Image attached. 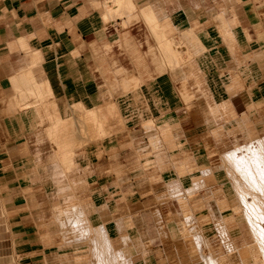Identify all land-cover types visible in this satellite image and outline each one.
Wrapping results in <instances>:
<instances>
[{
    "label": "crops",
    "instance_id": "obj_1",
    "mask_svg": "<svg viewBox=\"0 0 264 264\" xmlns=\"http://www.w3.org/2000/svg\"><path fill=\"white\" fill-rule=\"evenodd\" d=\"M111 1L0 0V264H205L249 240L221 163L264 136V0ZM64 202L83 246L58 244Z\"/></svg>",
    "mask_w": 264,
    "mask_h": 264
},
{
    "label": "rangeland",
    "instance_id": "obj_2",
    "mask_svg": "<svg viewBox=\"0 0 264 264\" xmlns=\"http://www.w3.org/2000/svg\"><path fill=\"white\" fill-rule=\"evenodd\" d=\"M127 3L128 2H126V0H124V1L122 0L121 2H117V1L114 2V0H112L110 6L108 3V8L111 9L113 7V5L117 4L118 5L117 9L115 11L112 9V12H113V14H118L120 11L131 9V6L129 5L130 3L129 4H127ZM172 47H173L172 44H171V46L168 44L167 51L174 53L175 48L173 47L174 48L173 49ZM91 112L89 113L88 116H89V118H91L92 122H94V124H96L98 126L99 125L98 124V116H97L98 112L94 111V110ZM92 114H93V116H92ZM92 118H94V119H92ZM80 128L82 129L83 127L80 126ZM82 132H83V130H82ZM260 140H261V142H260ZM260 148H262V149H260ZM232 155H230L229 157L228 156L222 157L221 167L224 168L225 171L227 172V178H228L230 184L232 185V187L234 188V191H235V192L231 191L230 197L231 198L235 197V201H234V207L230 206V210L236 214H239V216H241L243 218V220L246 221L245 225H246L247 232H249V240L247 242H245L242 246H230L229 245L227 255H221V256H217V257L214 256L213 258L211 257V255H209L210 258L207 257L205 259V264H249V263L254 264L257 257H258L257 259L259 260V264H261V263H263L262 259L264 258L263 257L264 253L262 254V252H260V251H262L260 249V248H262V246L260 243L261 241H259L257 234L259 232L258 231L259 227L260 228L264 227V213L261 212V211L264 212V208H263L264 206H261V204L262 205L264 204V199H263L264 198V193H263L264 190L263 189L259 190L260 187L258 188V186H255L253 183L248 181L249 179H247L248 176L246 174L248 168H245L244 172H242L240 169L241 168L240 161L248 160L249 166L252 164L251 167L255 170L261 169L262 167L264 168V159H263L264 158V136H257L254 140L247 142V143H244L242 145H239L235 149V151L232 153ZM251 155H252V157H251ZM255 155H257V156L255 157ZM237 160H240V161H237ZM250 162H251V164H250ZM257 162H258V164H257ZM253 163H255V164H253ZM256 164H257V166H256ZM253 165H255V166H253ZM259 166H261V168H259ZM256 167H258V168H256ZM244 175H246V176L244 177ZM257 175L258 174H256V176ZM262 183H260L261 184L260 186L264 187V183H263V185H262ZM249 187H251V188H249ZM256 189H258L259 191L257 192ZM260 192H261V194H260ZM248 193H250V194H248ZM187 194L191 195L192 193L188 192ZM254 196L255 197L257 196L258 198L257 197L254 198ZM259 198H261V199L257 200ZM253 201H254V205H253ZM257 201H259V202L262 201V202L257 203ZM72 203L73 202H64L63 205L61 204L57 208V211H56V214H57L58 220H59L58 229H59L60 240H59L58 244L64 248L67 246L73 245V243H75V242L80 244L81 246H83L84 243L86 244V242H89V240H87V239H81V238L77 239L78 234L74 233L75 229H76V225L73 223V219L80 214V211H79L78 204L76 206H73V205H71ZM256 204H259V205H256ZM251 205H252V208L254 207L253 209L250 208ZM256 207H257V209H256ZM59 208H61V209H59ZM245 208H246V210H245ZM250 209H252V210H250ZM255 209H256V211H254ZM247 210H248V212H247ZM252 211L254 212L253 214H251ZM249 212H251V213H249ZM260 216H262V217H260ZM254 217H255V219H254ZM180 231H182V233H184L185 236H188L190 234L188 232V225L186 222H182L180 224ZM45 238L46 239H44V242L47 240L48 241L50 240L49 239L50 237H45ZM244 250H246L247 253L249 252L247 257H245L243 254V252H245ZM254 256H256V257H254ZM213 260L215 263H212ZM100 264H101V262H100Z\"/></svg>",
    "mask_w": 264,
    "mask_h": 264
},
{
    "label": "bare ground",
    "instance_id": "obj_3",
    "mask_svg": "<svg viewBox=\"0 0 264 264\" xmlns=\"http://www.w3.org/2000/svg\"><path fill=\"white\" fill-rule=\"evenodd\" d=\"M152 16H153V14H152ZM191 39H193V42H194V40H196L195 39V37H194V35L192 36V35H190V39H188V41L189 40H191ZM170 41V40H169ZM185 41V40H184ZM187 41V40H186ZM189 42H191V41H189ZM189 45V44H188ZM171 46V45H170ZM174 49V48H173ZM172 50V49H171ZM176 50V49H175ZM174 50V51H175ZM173 53V52H172ZM175 53V52H174ZM179 55V54H178ZM180 56V55H179ZM178 57V56H177ZM191 58V57H190ZM193 58V57H192ZM177 59V58H176ZM186 59V58H185ZM189 59V58H188ZM185 62H187V61H185ZM177 63V62H176ZM98 109V108H97ZM91 111H93V110H90L89 111V113L91 112ZM94 111H96V110H94ZM88 113V114H89ZM92 113V112H91ZM88 114H86V115H88ZM102 114V113H101ZM92 116H93V114H92ZM97 116H98V114H97ZM96 118V117H95ZM82 119V118H81ZM92 119H94V118H92ZM85 120V119H84ZM87 121V120H86ZM97 121V120H96ZM89 123V122H88ZM87 124V123H86ZM102 124V123H101ZM99 127V126H98ZM101 128V127H100ZM80 139H82V138H80ZM86 142V141H85ZM260 142H261V140H260ZM83 143H84V141H83ZM261 144V143H260ZM77 145V144H76ZM263 146V145H262ZM248 149V148H247ZM260 149H262V148H260ZM258 151V150H257ZM255 152V151H254ZM253 152V153H254ZM232 154V153H231ZM233 156V155H232ZM257 155H255V157H256ZM229 157V156H228ZM251 157H252V155H251ZM241 158V157H240ZM238 159V158H237ZM264 159V158H263ZM241 160V159H240ZM240 160H237V161H240ZM258 160V159H257ZM256 160V161H257ZM234 162V161H233ZM239 163V162H238ZM262 163V162H261ZM237 164V163H236ZM242 164V165H241ZM250 164H251V162H250ZM253 164H255V163H253ZM257 164H258V162H257ZM257 164H256V166H257ZM260 164V163H259ZM263 165V164H262ZM240 166H241V171L242 172H244V169L245 168H248V170H247V172H246V174H247V179H249L248 181H250L251 183H253L255 186H258V188H259V190H261V189H263L264 190V187H262V186H260L261 184L260 183H264V168L262 169L261 168V166H259V168H261V169H258V170H255V169H253L251 166H252V164L249 166V161L248 160H242V161H240ZM253 166H255V165H253ZM239 168V167H238ZM256 168H258V167H256ZM239 170V169H238ZM245 170V171H246ZM241 173V172H240ZM242 174V173H241ZM245 174V173H244ZM256 174H258L257 176H256ZM246 175H244V177H245ZM246 180V179H245ZM245 182V181H244ZM263 183H262V185H263ZM250 184V183H249ZM248 184V185H249ZM251 186V185H250ZM249 188H251V187H249ZM253 189V188H252ZM255 190V189H254ZM257 190V192L259 191L258 189H256ZM262 190V191H263ZM253 192V191H252ZM263 193H264V191H263ZM248 194H250V193H248ZM260 194H261V192H260ZM255 195V194H254ZM257 197V196H256ZM255 196H254V198H256ZM260 197V196H259ZM2 198V197H1ZM258 198V197H257ZM261 198H259V199H257V200H260ZM264 199V198H263ZM246 200V199H245ZM255 201V200H254ZM254 201H253V205H254ZM263 201V200H262ZM261 201V202H262ZM243 202V201H242ZM256 202V201H255ZM261 202H259V201H257V203H261ZM249 204V203H248ZM240 205V204H239ZM242 205V204H241ZM256 205H259V204H256ZM243 206V205H242ZM261 206H264V204L262 205L261 204ZM244 207V206H243ZM250 207V206H249ZM250 208H252V205H251V207ZM254 208V207H253ZM252 208V209H253ZM264 208V207H263ZM57 209V208H56ZM59 209H61V208H59ZM252 209H250V210H252ZM256 209H257V207H256ZM256 209L254 210V211H256ZM245 210H246V208H245ZM262 210V209H261ZM59 211V210H58ZM62 211V210H61ZM245 212V211H244ZM247 212H248V210H247ZM262 213H264L263 211H261ZM249 213H251V212H249ZM254 212L252 211V213L251 214H253ZM257 214V213H256ZM261 214V213H260ZM259 214V215H260ZM262 215V214H261ZM250 216V215H249ZM253 216V215H252ZM256 216V215H255ZM248 217V216H247ZM260 217H262V216H260ZM258 218V217H257ZM254 219H255V217H254ZM259 221V220H258ZM62 222V221H61ZM257 222V221H256ZM74 223V222H73ZM224 223V222H223ZM255 223V222H254ZM260 223V222H259ZM252 224V223H251ZM84 226V225H83ZM67 227V226H66ZM225 227V226H224ZM226 228V227H225ZM228 230V229H227ZM257 230V229H256ZM259 232H258V238H259V241H261L260 243H261V246H262V248H260L262 251H260V252H262V254L264 253V227H259V230H258ZM226 232V231H225ZM224 232V233H225ZM226 234V233H225ZM231 237V236H230ZM228 239V238H227ZM232 239V238H231ZM232 245V244H231ZM235 245V244H234ZM245 252H243V254H244V256L245 257H247V255H248V253L246 252V250H244ZM248 251V250H247ZM254 257H256V256H254ZM264 257V256H263ZM258 258V257H257ZM256 258V260H255V263L254 264H259V260ZM262 261H263V263H261V264H264V258L262 259ZM212 263H215L214 262V260H213V262ZM250 264V263H249Z\"/></svg>",
    "mask_w": 264,
    "mask_h": 264
}]
</instances>
